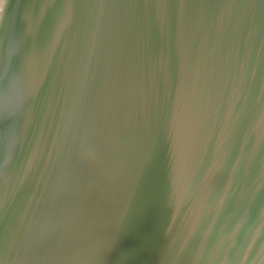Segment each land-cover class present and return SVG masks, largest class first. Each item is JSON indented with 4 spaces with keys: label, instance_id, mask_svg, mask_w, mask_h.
I'll list each match as a JSON object with an SVG mask.
<instances>
[{
    "label": "water",
    "instance_id": "1",
    "mask_svg": "<svg viewBox=\"0 0 264 264\" xmlns=\"http://www.w3.org/2000/svg\"><path fill=\"white\" fill-rule=\"evenodd\" d=\"M0 264H264V0H0Z\"/></svg>",
    "mask_w": 264,
    "mask_h": 264
}]
</instances>
